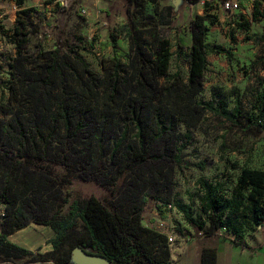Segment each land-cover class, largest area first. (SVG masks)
Returning <instances> with one entry per match:
<instances>
[{
  "label": "trees",
  "instance_id": "trees-1",
  "mask_svg": "<svg viewBox=\"0 0 264 264\" xmlns=\"http://www.w3.org/2000/svg\"><path fill=\"white\" fill-rule=\"evenodd\" d=\"M14 1L25 20L40 13L37 6L24 8L27 0ZM185 1L192 5L204 2L205 7L212 2ZM147 2L170 24L174 17L171 6L162 14L159 0H125L122 31L130 38V49L119 50L120 34L109 30L104 48L112 47L114 55L105 61L104 76L91 70L74 46L67 44L70 38L61 37L54 50L41 52L45 61L38 71H31L20 51L33 29L17 18L14 35L20 36L15 40L19 54L12 74L17 76L19 88L14 83L9 88L11 101L20 108L15 112L14 106L0 105V196L6 205L0 220V264H79L73 256L76 246L107 257L109 264H173L167 235L143 224L149 199L165 206L162 214L169 206L177 208L198 238L203 235L214 240L225 228L234 234L230 239L233 243L245 246L240 241L244 229L262 225L264 170L243 166L232 197L226 196L223 184L200 178L198 200L207 226L198 223L191 207L176 198L177 169L191 165L182 154L181 126L196 128L206 113L212 112L232 127L259 137L264 133V105L258 106L257 114H250L238 98L233 109L225 101L197 99L204 89L208 53L229 56V52L206 42L211 19L206 13L196 14L188 25L191 46L184 53L187 76L170 73L169 38L157 30L155 22L151 28L138 24ZM146 17L154 18L150 14ZM259 18L264 19V7L255 1L253 19ZM238 26L246 31L250 28L248 22ZM254 40L263 42L264 34ZM79 41L84 43L82 37ZM253 64L264 71L263 58ZM1 115H11L12 120L1 119ZM116 120H123L124 127L113 122ZM82 139L87 142L82 144ZM75 181L95 183L107 196L76 198L66 215L51 218L30 202L32 194L40 197L48 187L59 192ZM78 221L83 233L76 237ZM30 223L55 232L51 252L39 256L9 239ZM200 264H218L215 246L202 248Z\"/></svg>",
  "mask_w": 264,
  "mask_h": 264
},
{
  "label": "rangeland",
  "instance_id": "rangeland-1",
  "mask_svg": "<svg viewBox=\"0 0 264 264\" xmlns=\"http://www.w3.org/2000/svg\"><path fill=\"white\" fill-rule=\"evenodd\" d=\"M210 1V5L205 7L202 2L192 5L185 0H159L162 14L166 13L164 10L168 6L174 11L170 24L165 23V20L155 13L151 2H147L145 13L137 19L138 24L140 27L147 24V28H151V23H156L157 30L171 42L170 73L179 72L186 77L188 65L184 53L191 46L188 25L196 14L206 13L211 19L207 23L206 42L212 47L221 46L229 52V56L217 51L208 53V64L203 77L204 89L197 99L214 100L216 103L225 101L229 109H233L238 98L245 112L257 114L258 106L264 105V100L261 99L264 97V71L260 65L253 63L259 58L264 59V41L257 42L254 37L264 34V19H253L255 2L252 8L242 6L239 11L229 14L222 10L221 1ZM256 1L264 7V0ZM124 4L125 0H98L96 6L88 4L87 13L83 14L80 9L81 0H53L50 3H45V0H27L23 7L37 6L40 13H33L25 20L23 15H19L20 8L14 0H0V105L14 106L15 112L20 108L11 101L9 88L13 83L16 89L19 88L16 83L17 76L12 74V64L19 54L15 40L20 39V36L14 35L18 17L26 21L29 30L30 27L33 29L29 34L28 44L20 51L28 69L38 71L39 64L45 61L41 58V52L54 50L58 37H61L63 40L70 38L71 41L67 44L74 46L91 70L104 76L105 61L114 55L112 47L104 48V44L109 41V30L113 29L120 34L117 42L119 50L129 52L130 49V38L122 31L126 21ZM148 14L154 18L146 17ZM244 22L249 23L248 31L238 26ZM145 35L149 36V33ZM79 37L84 39V43H80ZM20 110L27 109L21 107ZM23 115L20 113L21 117ZM1 119L9 122L12 116L1 115ZM113 122L120 127L125 125L123 120ZM180 131L183 134L181 142L185 144L182 154L191 165L177 169L174 193L178 200L191 207L192 215L198 223H205L207 226V216L202 212L198 200L201 194L198 180L207 178L219 182L223 184L226 196L232 197L243 166L264 170V133L259 137L246 133L232 127L230 122L212 112L206 113L198 127L188 130L181 126ZM128 132L133 134L129 128ZM82 140V144L87 142ZM97 143L95 139L93 144ZM13 144H16V141H13ZM90 195L104 198L107 192L95 183L75 181L59 192L48 187L40 197L32 194L33 199L30 202L47 218L54 215L62 217L69 212V206L74 199ZM164 208L162 203L149 199L146 202L143 224L167 235L169 261L173 264H200V253L204 246L234 237L232 232L223 228L220 237L215 240L205 239L203 235L198 238L182 212L169 206L165 214H162L161 210ZM5 209L3 197L0 196V220L4 218ZM262 225L264 226V221ZM261 231L264 232V227ZM257 232L259 226L246 227L244 236L248 238ZM82 233L83 227L78 221L75 236ZM54 236L55 232L50 227L30 223L26 228L11 234L9 239L36 251L41 256L54 249L50 243ZM222 246H219L220 252L223 250ZM70 247L71 245L67 246ZM156 249L159 255L160 248ZM48 263L55 264L53 261Z\"/></svg>",
  "mask_w": 264,
  "mask_h": 264
},
{
  "label": "crops",
  "instance_id": "crops-1",
  "mask_svg": "<svg viewBox=\"0 0 264 264\" xmlns=\"http://www.w3.org/2000/svg\"><path fill=\"white\" fill-rule=\"evenodd\" d=\"M263 227L260 225L259 232L251 237L243 235L240 241L245 246L237 245L231 240H221L217 244H212L211 246L218 250V264H264V232L261 231ZM221 244L223 250L220 252Z\"/></svg>",
  "mask_w": 264,
  "mask_h": 264
},
{
  "label": "built area",
  "instance_id": "built-area-1",
  "mask_svg": "<svg viewBox=\"0 0 264 264\" xmlns=\"http://www.w3.org/2000/svg\"><path fill=\"white\" fill-rule=\"evenodd\" d=\"M256 0H223L220 2L221 8L223 11L233 14L237 11H239L242 6H247L248 8H252L253 4ZM82 6H81V12L83 14H86L88 11L87 5L88 4H94L95 6L98 4V0H81ZM204 2H202L203 4ZM172 240V238H170Z\"/></svg>",
  "mask_w": 264,
  "mask_h": 264
},
{
  "label": "water",
  "instance_id": "water-1",
  "mask_svg": "<svg viewBox=\"0 0 264 264\" xmlns=\"http://www.w3.org/2000/svg\"><path fill=\"white\" fill-rule=\"evenodd\" d=\"M73 256L79 264H109L110 260L101 255L90 254L80 246L73 249Z\"/></svg>",
  "mask_w": 264,
  "mask_h": 264
}]
</instances>
